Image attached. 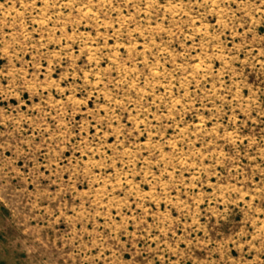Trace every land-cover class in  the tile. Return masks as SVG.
Masks as SVG:
<instances>
[{"label":"clouds","instance_id":"obj_1","mask_svg":"<svg viewBox=\"0 0 264 264\" xmlns=\"http://www.w3.org/2000/svg\"><path fill=\"white\" fill-rule=\"evenodd\" d=\"M264 0H0V264H264Z\"/></svg>","mask_w":264,"mask_h":264},{"label":"rangeland","instance_id":"obj_2","mask_svg":"<svg viewBox=\"0 0 264 264\" xmlns=\"http://www.w3.org/2000/svg\"><path fill=\"white\" fill-rule=\"evenodd\" d=\"M262 31H264V30H262ZM3 215H5V212L3 209H0V217H2Z\"/></svg>","mask_w":264,"mask_h":264}]
</instances>
